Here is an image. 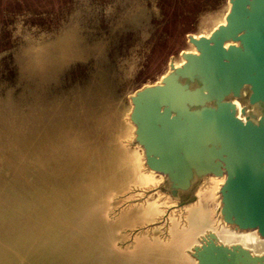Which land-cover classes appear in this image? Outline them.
Masks as SVG:
<instances>
[{
	"label": "water",
	"instance_id": "obj_1",
	"mask_svg": "<svg viewBox=\"0 0 264 264\" xmlns=\"http://www.w3.org/2000/svg\"><path fill=\"white\" fill-rule=\"evenodd\" d=\"M225 4L221 22L206 35H186L191 49L180 51L178 63L171 57L158 80L126 97L128 144L140 152L141 171L159 181L141 186L140 197L121 206L157 194L166 205L149 223L114 222L113 200L129 193H117L109 183L91 186L72 205L65 193L35 194L43 184L42 138L48 143L58 136L44 132L47 122H56L54 131L59 127L66 136L90 129L62 112L57 100L32 99L26 112L18 105L7 111L0 101V264H264V0ZM62 144L60 162L74 170L70 181L80 187L77 181L91 180L94 168L85 173L87 159L71 153L81 143ZM96 164L100 160L90 163ZM211 178L221 180L213 189L216 228L191 227L186 240L170 237L171 216L184 225L183 208L197 203L199 188ZM128 225L133 227L122 243L118 232ZM161 225L164 243L123 249L133 235L147 230L149 236ZM224 231L253 236L260 248L223 241Z\"/></svg>",
	"mask_w": 264,
	"mask_h": 264
},
{
	"label": "rangeland",
	"instance_id": "obj_2",
	"mask_svg": "<svg viewBox=\"0 0 264 264\" xmlns=\"http://www.w3.org/2000/svg\"><path fill=\"white\" fill-rule=\"evenodd\" d=\"M225 10V0H0V101L6 103L7 111L17 104L20 111L26 112L30 107L25 105L32 99H40L43 104L57 100L61 110L73 115L78 125L79 120H83L85 127L91 126L90 131L82 135H78V129L76 135H68L65 141L82 144L80 150L71 147V153L80 152L87 159L83 171L91 172L94 168L92 177L97 176V179L92 178V187L114 182L117 193L128 191V198L112 202L114 222L147 223L161 215L166 205L163 200L158 202L157 194L151 193L145 202L121 206L125 199L140 197L137 189H144L143 184L135 182V177L151 178V174L141 171L139 150L128 144L131 127L125 120L129 109L126 97L136 88L158 80L166 72L171 57L178 63L180 51L191 49L186 35H206L221 22ZM103 87H107L110 99L99 103L97 93ZM62 97L67 102L60 101ZM33 139L36 141V137ZM65 141H59L60 145ZM96 159L100 164L92 167L90 163H96ZM114 161H119V169L116 164L114 169L108 167L113 166ZM125 173L131 179L125 178ZM81 181L85 184L87 180ZM151 205L155 208L153 217L143 219V211ZM206 205L212 214L216 205L213 199ZM182 223L178 218L173 222L178 228ZM212 223L211 217L208 227ZM130 226L133 227L119 229L122 243L129 238ZM151 231L149 236L147 230L133 235V242L123 245V249L132 253L140 240L157 244L166 241L165 225Z\"/></svg>",
	"mask_w": 264,
	"mask_h": 264
},
{
	"label": "bare ground",
	"instance_id": "obj_3",
	"mask_svg": "<svg viewBox=\"0 0 264 264\" xmlns=\"http://www.w3.org/2000/svg\"><path fill=\"white\" fill-rule=\"evenodd\" d=\"M139 12H141V11H139ZM139 14V13H138ZM140 17V16H139ZM137 18V17H136ZM140 20V19H139ZM72 27V26H71ZM75 27V26H74ZM69 29V28H68ZM80 30V29H79ZM80 33V32H79ZM50 43V42H49ZM48 43V44H49ZM43 48H44V46H43ZM42 48V49H43ZM104 49V48H103ZM45 50V49H44ZM51 51V50H50ZM100 51H102V49L100 50ZM28 52V51H27ZM45 54H47V53H45ZM49 54V53H48ZM104 55V54H103ZM23 56V55H22ZM24 57V56H23ZM46 58V57H45ZM44 58V59H45ZM103 58H105V57H103ZM102 58V59H103ZM27 60V59H26ZM25 60V61H26ZM35 61V60H34ZM40 62V61H39ZM104 62V61H103ZM175 62V61H174ZM22 63V62H21ZM100 63H102V62H100ZM101 65V64H100ZM23 66V65H22ZM99 68V67H98ZM107 70V69H106ZM103 71H104V69H103ZM104 73V72H103ZM98 74V73H97ZM105 74V73H104ZM101 75V74H100ZM107 75V74H106ZM105 75V76H106ZM27 76V75H26ZM109 76V75H108ZM104 77V76H103ZM23 78V77H22ZM93 78V77H92ZM97 78V77H96ZM107 79V78H106ZM109 79V78H108ZM26 80V79H25ZM110 81V80H109ZM31 83V82H30ZM99 83V82H98ZM106 83H107V81H106ZM110 86V85H109ZM98 87V86H97ZM112 87V86H111ZM109 89V88H108ZM110 90V89H109ZM116 90V89H115ZM31 91V90H30ZM29 92V91H28ZM107 87H103L101 90H100V93H97V95L98 96H100V98H99V103H102L103 102V100H104V102L106 101V100H109L110 99V96L107 94ZM110 92V91H109ZM30 93V92H29ZM37 93V92H36ZM118 94V93H117ZM31 95V94H30ZM28 97V96H27ZM41 97V96H40ZM33 98V97H32ZM35 98V97H34ZM94 99H96L97 100V97H95ZM43 100V99H42ZM14 101V100H13ZM19 101V100H18ZM49 102V101H48ZM83 102V101H82ZM106 103V102H105ZM110 103V102H109ZM108 104V103H107ZM7 105H9V104H7ZM17 105V104H16ZM109 105V104H108ZM11 106H13V105H11ZM63 106V105H62ZM111 106V105H110ZM113 106V105H112ZM124 106H125V104H124ZM67 107V106H66ZM121 107H122V105H121ZM12 108V107H11ZM14 108V107H13ZM63 108H64V106H63ZM105 108V107H104ZM107 108V107H106ZM10 109V108H9ZM40 109V108H39ZM65 109V108H64ZM75 109V108H74ZM70 110V109H69ZM125 110V109H124ZM20 111V110H19ZM63 111V110H62ZM66 111V110H65ZM68 111V110H67ZM116 111H118V110H116ZM71 112V111H70ZM95 112V111H94ZM108 112V111H107ZM73 114H74V112H73ZM104 114H106V112L104 113ZM72 115V114H71ZM97 115L99 116V113H97ZM102 115V114H101ZM114 115V114H113ZM73 116V115H72ZM87 116V115H86ZM95 116V115H94ZM57 117H59V115L57 116ZM71 117V116H70ZM75 117H77V115L75 116ZM87 117H89V116H87ZM87 117L85 118V120H87ZM73 118V117H72ZM80 119H83V118H80ZM90 119V118H89ZM91 119L92 120H95V117H92L91 116ZM56 120H57V118H56ZM102 120V119H101ZM100 120V121H101ZM104 121V120H103ZM91 123V122H90ZM94 123H96V122H94ZM88 124V123H87ZM86 124V125H87ZM54 125H57V123L56 122H54V123H50V122H47V130L45 129V133L47 134V133H51V134H57L58 136L56 137V135L55 136H51V139H49L48 140V143H46V141H47V138H42V142H43V145L46 147L45 149H44V151H45V158H43V162L45 163V168H42V172H41V174H43V184L39 187V188H37V189H35V194H43V195H45V194H47L46 196L48 197V196H50V194L51 193H56L57 194V196H62V194L63 193H65V198H64V201L65 202H67V203H69V205H72V203H74V202H77L78 200H79V198L81 197V196H79V194L82 192V193H84V192H90L91 190V186L93 185L92 184V182L94 181V180H87L86 181V183L84 184V185H79L80 187H77L76 186V182H71L70 181V178H69V175H72L73 174V172H74V170H69L68 171V163H62L61 164V162H60V159H58L57 157L59 156L60 157V155H62L63 153H65V151L63 150V152L61 153V151H62V145H60V143H59V141H61V140H63L64 138H65V140H66V138H68V136H66L65 134H67V131L65 130V134H63L62 133V130L59 128V127H56L55 128V131H54V129H53V127H54ZM93 125V124H92ZM109 125V124H108ZM87 127V126H86ZM91 126H89V128H90ZM95 127V126H94ZM100 127V126H99ZM108 128V127H107ZM92 129V128H91ZM93 130V129H92ZM85 132H87V131H85ZM92 132V131H91ZM96 133V132H95ZM72 135V134H71ZM70 135V136H71ZM79 135V134H78ZM77 135V136H78ZM82 135V134H81ZM80 135V136H81ZM85 135H86V133H85ZM88 135V137H89V134H87ZM54 137V138H53ZM83 138H84V135L82 136ZM86 137V136H85ZM57 139V140H54V139ZM97 138V137H96ZM73 139H75V138H73ZM23 140V139H22ZM84 141H85V139H83ZM33 141V144H35V142H34V140H32ZM101 141V140H100ZM88 141H86V143H87ZM90 142V141H89ZM105 143H106V140H105ZM88 144V143H87ZM108 144V143H107ZM37 146V145H36ZM55 148H56V150H55ZM100 149H101V147H100ZM55 150V152H52V151H54ZM102 150V149H101ZM35 151H37V150H35ZM58 152V153H57ZM111 154V153H110ZM116 154V153H115ZM120 157H122V156H120ZM110 158V157H109ZM108 158V159H109ZM114 158V157H113ZM119 158V157H118ZM90 160V159H89ZM46 161H49V162H46ZM123 161H124V159H123ZM88 162H90V161H88ZM108 162H110V161H108ZM115 163H114V165L112 166L111 164H110V166H108V167H110V168H112L113 167V169H114V166H118V165H120V163L118 164V162L117 161H114ZM111 163V162H110ZM125 163V162H124ZM116 164V165H115ZM128 166H129V164H128ZM116 168V167H115ZM129 168V167H128ZM132 168V167H131ZM117 169H119V166L117 167ZM81 170V169H80ZM110 170H112V169H110ZM133 170V169H132ZM85 171V170H84ZM108 171V170H107ZM106 171V172H107ZM112 172H113V170H112ZM111 172V173H112ZM78 173V170L77 171H75V173H74V175L75 174H77ZM133 173V172H132ZM82 174L83 173H81V175L80 176H82ZM114 174V173H113ZM127 174H129V173H127ZM135 174V173H134ZM130 175V174H129ZM128 175H126V173H125V177H127ZM136 176V175H135ZM134 176V177H135ZM74 177H76V176H74ZM91 178H93L92 176H90ZM96 177V179H97V176H95ZM94 177V178H95ZM110 177L111 176H108V178L110 179ZM146 177V176H145ZM149 177H151V178H147V179H145L144 177H142V176H138L137 178L135 177V182L138 184V183H140V184H145V186L146 185H153V184H155L156 182H158L159 181V179H156V176L155 175H150ZM93 178V179H94ZM99 178V177H98ZM115 178H116V176H115ZM127 178H129V177H127ZM77 179V178H76ZM129 179H131V178H129ZM98 180H101L102 181V179H98ZM98 180H96L95 182H94V185H95V183L98 181ZM125 180V179H124ZM128 180V179H127ZM74 181V180H73ZM88 181H89V183H88ZM113 181H115V179L113 180ZM220 181L221 180H219V179H214V178H211V179H209L207 182H206V184H203L200 188H199V190H198V194H197V196H198V200H197V203L196 204H193V205H189V206H185L184 208H183V220H184V225H180V227L178 228L177 226L175 227L174 226V224H173V222H175L176 221V218H174V217H172L171 216V220H170V225H169V233H170V237L171 236H178V238L177 239H182V240H186V239H188V238H190V236H192V234H191V231H192V228L191 227H198L197 229V231H199V230H205V227L206 228H210L211 230H214L216 227L215 226H213L216 222H215V219H214V217H213V213H212V211H211V213L212 214H210V209H209V207L206 205V203H208L211 199H213V189L214 188H216L217 186H218V184L220 183ZM77 182H82L81 180H79V181H77ZM111 182V181H110ZM125 182V181H124ZM100 183V182H99ZM117 183V182H116ZM82 184V183H81ZM106 184V183H105ZM113 184H114V182H113ZM112 184V185H113ZM118 184H120V183H118ZM117 184V185H118ZM123 184V183H122ZM125 184V183H124ZM98 185V184H97ZM96 185V186H97ZM101 185H102V183H101ZM116 185V184H115ZM116 185V186H117ZM118 186H120V185H118ZM117 186V187H118ZM139 186V185H138ZM93 187H95V186H93ZM72 188V189H71ZM132 189H133V187H132ZM131 189V190H132ZM66 190H69V191H67L66 192ZM130 191V190H129ZM121 192V191H120ZM128 192V191H127ZM135 192V191H134ZM125 193V192H124ZM155 197V196H154ZM50 198V197H49ZM52 198V197H51ZM147 198V197H146ZM209 200V201H208ZM203 203H202V202ZM118 204V203H117ZM119 205V204H118ZM145 206V205H144ZM119 207V206H118ZM120 208V207H119ZM133 209V208H132ZM155 210V208L153 207V205H151L150 207L148 206V209H147V211L146 212H144L143 211V215H144V217L145 218H143V219H147V218H152L153 217V213L152 212H155L154 210ZM124 211V210H123ZM131 212V211H130ZM127 213V212H126ZM140 213H141V211H140ZM146 213V214H145ZM141 215V214H140ZM139 215V216H140ZM126 216V215H125ZM124 216V217H125ZM138 216V217H139ZM211 217L213 218V224L210 226V227H208L209 226V224H210V219H211ZM119 219H121V218H119ZM123 219V218H122ZM126 219V218H125ZM140 219H141V217H140ZM124 221V220H123ZM141 220H139V222H140ZM117 222V221H116ZM125 222V221H124ZM143 222V221H142ZM218 222V221H217ZM119 223V222H118ZM134 224V223H133ZM183 224V223H182ZM217 224V223H216ZM178 225V224H177ZM154 231V230H153ZM153 233V232H152ZM161 234H163V233H161ZM140 235V234H139ZM158 236H159V234H157ZM219 235L221 236V239L223 240V241H228V242H231V241H237V242H243V243H245V244H247V245H250L249 247H253V248H255V249H259L260 247H259V245L257 244V243H255L252 239H254L253 238V236L251 237V238H249V235H247V236H243V235H236V234H233V233H228V232H225L224 231V233H222V232H220L219 233ZM142 237V236H141ZM140 237V238H141ZM160 237V236H159ZM162 237V236H161ZM160 237V238H161ZM166 237V236H165ZM151 240V239H150ZM160 240V239H159ZM138 241V240H137ZM151 242V241H150ZM164 242H165V239H164ZM128 246V245H127ZM146 246H147V243H146V241H138V250H142V249H145L146 248Z\"/></svg>",
	"mask_w": 264,
	"mask_h": 264
}]
</instances>
